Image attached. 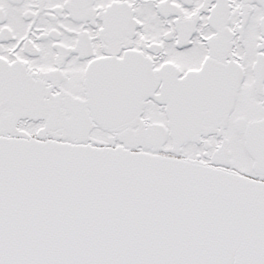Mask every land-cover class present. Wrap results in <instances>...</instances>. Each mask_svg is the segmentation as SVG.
<instances>
[{"label":"snow or ice","instance_id":"1","mask_svg":"<svg viewBox=\"0 0 264 264\" xmlns=\"http://www.w3.org/2000/svg\"><path fill=\"white\" fill-rule=\"evenodd\" d=\"M0 264H264V0H0Z\"/></svg>","mask_w":264,"mask_h":264}]
</instances>
